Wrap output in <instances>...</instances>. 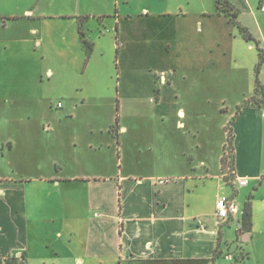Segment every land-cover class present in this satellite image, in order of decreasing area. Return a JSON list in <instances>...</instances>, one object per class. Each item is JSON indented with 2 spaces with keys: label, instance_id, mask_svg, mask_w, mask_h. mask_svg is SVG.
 Instances as JSON below:
<instances>
[{
  "label": "crops",
  "instance_id": "1",
  "mask_svg": "<svg viewBox=\"0 0 264 264\" xmlns=\"http://www.w3.org/2000/svg\"><path fill=\"white\" fill-rule=\"evenodd\" d=\"M231 2L239 16L254 10L252 1ZM16 3L0 17L12 31L2 40L6 51L44 46L34 22H70L63 25L80 68L94 65L102 50L95 33L106 30L118 72L115 96L96 91L94 81L80 90L89 107L81 129L62 126L76 117L64 102L47 125L38 112L39 126L9 128L15 137L0 146V264L71 261L75 246L82 253L74 264H264V106L244 107L256 92L248 93L244 73L229 75L241 74L244 51L256 47L243 45L215 0ZM80 27L93 45L89 56ZM97 101L118 108H97ZM228 128L233 152L225 163ZM222 196L239 208L224 221L216 207ZM247 205L249 230L242 226ZM242 250L248 258L236 263Z\"/></svg>",
  "mask_w": 264,
  "mask_h": 264
},
{
  "label": "rangeland",
  "instance_id": "2",
  "mask_svg": "<svg viewBox=\"0 0 264 264\" xmlns=\"http://www.w3.org/2000/svg\"><path fill=\"white\" fill-rule=\"evenodd\" d=\"M16 1L22 8H25L30 0H0V17L5 13L8 14L14 8V4H17ZM250 1L253 2L254 10L242 11L239 22L248 29L256 40L260 41L264 50V0H248V2ZM69 23L63 22L59 25L56 22L46 21L42 26L40 22H34L41 29L40 38L42 35L44 36L45 44L32 54L30 52L34 50L32 43H22L17 50L10 45L6 51L5 41L2 40L10 38L12 31L0 27V128L2 131L0 132V146L9 135L15 137L13 131L11 134L8 133L10 127L17 129L19 126L38 125L36 124V113L38 112L40 124L47 125L49 116L52 118L60 112L57 109L58 102H64L68 109H75L73 110L76 115L74 120L71 123L66 121L62 126H66L65 128L72 131L81 129L86 125L83 112L89 111V107L82 105L83 94L80 90L83 87L86 89L88 81L96 82V91L99 92L103 89V93L106 94L108 93L107 89H109L111 95H116L114 83L118 71L114 63L116 51L112 48L114 45L112 33H106V30H104L103 36L95 33V38L98 39V43L105 54L101 52L102 50L98 52L94 65L89 69H84V65L80 68L78 61L73 60L78 58L79 49L72 44V33L63 25ZM29 24L27 21L23 22L24 31L27 30ZM56 26H60L59 29L55 28ZM229 28L242 40L243 45L254 44L256 47L253 54L247 50L244 51L245 69L241 71V74H238V71H232L229 75L232 77L241 75L243 78L242 74L244 73L248 93L251 92V89L256 92L257 81L264 88V62L259 68L257 67L259 51L256 42L246 40L238 27L230 26ZM73 36L75 37V32ZM231 41L233 42V38ZM189 58L191 55L190 57L186 56V60ZM187 63L191 64V59L187 60ZM188 74L190 76L196 75L194 70H190ZM215 75L225 76V73L223 70L221 71V68H216ZM84 94L86 95V90ZM256 94L258 93L256 92ZM230 103L232 102H227L228 105ZM96 104L98 105L97 108L101 109L109 108V110L116 111L118 108L116 103L109 107H105L101 101H97ZM76 105L79 107L75 108ZM41 140L45 141V138L42 137ZM45 154V151L44 154L43 152L40 154L44 168L47 158ZM9 157V159H14L13 154L12 157L11 155ZM42 173L45 174V172ZM85 218L88 220V214H85ZM231 231L232 237H235L238 230L232 229ZM43 238L46 239L47 237L44 236ZM43 245L44 242L41 240L36 245L40 252L43 250ZM74 249L75 253L71 256V261H59L56 264H74L75 255L82 253L78 246H75ZM223 249H226L225 245H223ZM46 251L51 252L49 249ZM52 254L54 255V253ZM251 255L254 257L252 251ZM220 263L226 264V261ZM50 264L52 263L50 262Z\"/></svg>",
  "mask_w": 264,
  "mask_h": 264
},
{
  "label": "trees",
  "instance_id": "3",
  "mask_svg": "<svg viewBox=\"0 0 264 264\" xmlns=\"http://www.w3.org/2000/svg\"><path fill=\"white\" fill-rule=\"evenodd\" d=\"M216 7L218 8V11L220 14L224 15L229 23L232 25L238 27L240 33L242 36L248 40V41H254L256 42L258 51H259V63H258V68L262 65L264 62V50L261 48V43L260 41L256 40L248 31L246 27H244L239 21V11L235 8V6L232 4L231 0H215ZM80 36L82 38L83 44L86 48L88 56L91 54L93 45L92 43L86 38L85 32L83 31L82 27H80ZM256 96L252 97L250 100H248L245 104L244 107L251 106V105H256V106H264V88L261 86L260 82L257 81L256 85ZM228 150L230 151V154L228 158L225 160V163H227V160L230 159L232 162V152H233V133L232 129L228 128ZM242 226L245 230H249L252 227V210L249 205L245 207L244 210V215L242 219ZM219 254H215V258H218ZM248 258V255L244 252V250L241 251L240 255L236 257V263H241L245 261Z\"/></svg>",
  "mask_w": 264,
  "mask_h": 264
},
{
  "label": "built area",
  "instance_id": "4",
  "mask_svg": "<svg viewBox=\"0 0 264 264\" xmlns=\"http://www.w3.org/2000/svg\"><path fill=\"white\" fill-rule=\"evenodd\" d=\"M58 106L61 107L62 104L59 103ZM246 185H247V180L245 179L240 180V186H246ZM216 207H217V217L223 221L227 220L231 215H236L239 211V208L236 205V203L225 196L218 198Z\"/></svg>",
  "mask_w": 264,
  "mask_h": 264
}]
</instances>
